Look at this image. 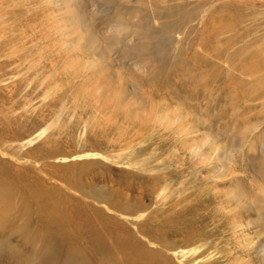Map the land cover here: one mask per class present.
<instances>
[{
	"label": "rangeland",
	"instance_id": "374dc122",
	"mask_svg": "<svg viewBox=\"0 0 264 264\" xmlns=\"http://www.w3.org/2000/svg\"><path fill=\"white\" fill-rule=\"evenodd\" d=\"M263 91L264 0H0V176L91 252L264 264Z\"/></svg>",
	"mask_w": 264,
	"mask_h": 264
},
{
	"label": "bare ground",
	"instance_id": "6f19581e",
	"mask_svg": "<svg viewBox=\"0 0 264 264\" xmlns=\"http://www.w3.org/2000/svg\"><path fill=\"white\" fill-rule=\"evenodd\" d=\"M35 194L33 193L32 195L34 201L31 197L22 195L20 202H17L15 207V199L17 197L16 180L0 176V230L2 231L0 234V264H27L28 260L30 264H36L31 262L33 258H38V264H172L168 260L169 258L161 256V252L157 251L154 254L156 255V262L151 260L150 253L145 252L144 249L134 252V255H132V250H129L131 245L130 237L126 239L122 237L124 238L122 239L117 234L114 237L115 239L110 238L114 244L106 241L98 244L102 234L100 229L94 228H91L92 231L88 233L92 237L94 236L96 240L93 243L91 242V246L95 247L91 252L90 249L92 247L86 248L87 246L84 247L81 244L85 237H79L64 228L62 230L53 228L57 221H60L61 224L64 222L65 224L66 222L69 223L68 227L71 229L78 228L80 223H74L76 219L73 213L68 214L65 212L67 214L66 217L64 216L66 220L62 219L59 216L62 206L55 200L50 202L47 198L52 197L49 191L40 189L39 194ZM32 204L36 205L40 212L37 213L39 214L37 217L39 224L34 232L31 231L33 224H30L34 215L31 211L33 209ZM114 249H117L123 255L122 263L112 258L117 255L116 251L113 252ZM104 254H112L109 257L111 259L104 257ZM25 259L27 260L24 262ZM104 259L107 260L104 261Z\"/></svg>",
	"mask_w": 264,
	"mask_h": 264
}]
</instances>
